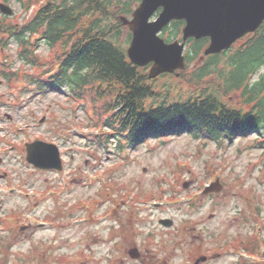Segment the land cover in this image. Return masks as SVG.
<instances>
[{
    "label": "rangeland",
    "instance_id": "374dc122",
    "mask_svg": "<svg viewBox=\"0 0 264 264\" xmlns=\"http://www.w3.org/2000/svg\"><path fill=\"white\" fill-rule=\"evenodd\" d=\"M7 4L20 22L29 17L17 0ZM37 56L46 64L57 58L44 45ZM4 57L19 76L10 87L0 76V264H195L201 257L208 259L200 264H264V153L256 133L221 146L189 133L120 143L107 137L117 132L103 124L102 101L96 111L64 91L30 94L28 78L44 68L18 61L15 42ZM152 86L170 99L179 86L192 90L163 77ZM228 100L239 104L240 94ZM37 140L59 147L62 171L27 162L24 145ZM217 178L220 192L204 195ZM2 187L15 191L1 194ZM134 247L139 260L129 256Z\"/></svg>",
    "mask_w": 264,
    "mask_h": 264
},
{
    "label": "trees",
    "instance_id": "16d2710c",
    "mask_svg": "<svg viewBox=\"0 0 264 264\" xmlns=\"http://www.w3.org/2000/svg\"><path fill=\"white\" fill-rule=\"evenodd\" d=\"M17 1L27 13L33 11L22 24L9 18V23L5 18L0 24V73L10 86L19 74L1 54L15 42L24 65L44 68L28 78L38 92L64 91L75 105L90 106L89 102L96 111L97 102L102 101L103 124L117 132H109L107 137L117 135L120 143L134 145L189 133L195 140L221 146L256 133V147L264 153V74L253 80L264 68V25L242 44L206 57L193 70L191 66L201 60L208 40L190 41L188 69L179 78H163L186 81L192 90L183 94L179 86L170 99L158 97L147 70L129 61L126 45L131 34L126 33V44L120 42L124 32L120 18L130 17L140 0ZM183 26V22L172 23L167 29L170 37L177 38ZM43 45L57 56L56 61L46 64L38 60ZM235 93L240 94L239 104L228 100Z\"/></svg>",
    "mask_w": 264,
    "mask_h": 264
},
{
    "label": "water",
    "instance_id": "95a60500",
    "mask_svg": "<svg viewBox=\"0 0 264 264\" xmlns=\"http://www.w3.org/2000/svg\"><path fill=\"white\" fill-rule=\"evenodd\" d=\"M2 13L12 16L13 10L1 5ZM162 9L159 18L151 19ZM185 21L183 41L166 43L159 34L173 21ZM132 32L128 56L137 67L152 64L149 78L174 74L186 68L184 51L189 39H210L205 55H217L229 50L235 42L255 33L264 23V0H141L133 19L122 18ZM27 161L43 170H62V159L56 145L36 141L27 144ZM221 184H214L207 193L220 192ZM163 226H173L171 220H162ZM139 258V251H130ZM206 261V257L197 261Z\"/></svg>",
    "mask_w": 264,
    "mask_h": 264
},
{
    "label": "flooded vegetation",
    "instance_id": "af4514ba",
    "mask_svg": "<svg viewBox=\"0 0 264 264\" xmlns=\"http://www.w3.org/2000/svg\"><path fill=\"white\" fill-rule=\"evenodd\" d=\"M2 189H3V187H2ZM10 193L12 194L13 193V191L12 190H10ZM1 194H4V193H1ZM3 220H0V222H2ZM3 239V238H2ZM2 239H0V244H1V241H2Z\"/></svg>",
    "mask_w": 264,
    "mask_h": 264
}]
</instances>
